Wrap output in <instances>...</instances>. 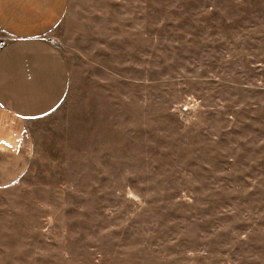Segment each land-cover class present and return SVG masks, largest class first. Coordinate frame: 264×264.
I'll list each match as a JSON object with an SVG mask.
<instances>
[{
	"label": "rangeland",
	"instance_id": "1",
	"mask_svg": "<svg viewBox=\"0 0 264 264\" xmlns=\"http://www.w3.org/2000/svg\"><path fill=\"white\" fill-rule=\"evenodd\" d=\"M66 7L0 264H264V0Z\"/></svg>",
	"mask_w": 264,
	"mask_h": 264
},
{
	"label": "crops",
	"instance_id": "2",
	"mask_svg": "<svg viewBox=\"0 0 264 264\" xmlns=\"http://www.w3.org/2000/svg\"><path fill=\"white\" fill-rule=\"evenodd\" d=\"M68 0H0V187L28 170L29 124L66 94L67 64L52 44Z\"/></svg>",
	"mask_w": 264,
	"mask_h": 264
},
{
	"label": "built area",
	"instance_id": "3",
	"mask_svg": "<svg viewBox=\"0 0 264 264\" xmlns=\"http://www.w3.org/2000/svg\"><path fill=\"white\" fill-rule=\"evenodd\" d=\"M4 40L2 39V40H0V47L4 44Z\"/></svg>",
	"mask_w": 264,
	"mask_h": 264
}]
</instances>
